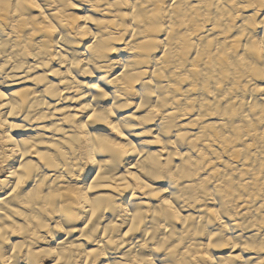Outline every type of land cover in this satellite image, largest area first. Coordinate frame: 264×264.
Masks as SVG:
<instances>
[{
  "label": "clouds",
  "instance_id": "9594fccd",
  "mask_svg": "<svg viewBox=\"0 0 264 264\" xmlns=\"http://www.w3.org/2000/svg\"><path fill=\"white\" fill-rule=\"evenodd\" d=\"M45 261L264 264V0H0V264Z\"/></svg>",
  "mask_w": 264,
  "mask_h": 264
},
{
  "label": "bare ground",
  "instance_id": "6f19581e",
  "mask_svg": "<svg viewBox=\"0 0 264 264\" xmlns=\"http://www.w3.org/2000/svg\"><path fill=\"white\" fill-rule=\"evenodd\" d=\"M31 84H32V82L31 81H25L24 83H22V84H20V83H18V84H16V85H13L12 86V88L14 89V90H18L19 88H21V87H30L31 86ZM64 106H66V107H78V105L76 104V102H68L66 105H64ZM11 119V118H10ZM18 134H20V133H18ZM9 165L10 166H16V167H18L19 165H18V160H13V161H10L9 162ZM129 179H131L132 177H128ZM121 183H122V178H115V180H114V184H115V186H121ZM112 189H113V184H109V185H103V184H99V185H97V191L99 192V193H101V194H103V193H106V192H110V191H112ZM214 251L215 252H217V253H219V254H224V255H227V254H229L230 253V250L225 246V247H223V248H219V249H214ZM45 264H48V262L47 261H45Z\"/></svg>",
  "mask_w": 264,
  "mask_h": 264
},
{
  "label": "snow or ice",
  "instance_id": "6c2138e0",
  "mask_svg": "<svg viewBox=\"0 0 264 264\" xmlns=\"http://www.w3.org/2000/svg\"><path fill=\"white\" fill-rule=\"evenodd\" d=\"M92 117H90V119H91Z\"/></svg>",
  "mask_w": 264,
  "mask_h": 264
}]
</instances>
